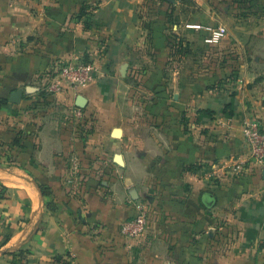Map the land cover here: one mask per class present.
<instances>
[{
	"label": "crops",
	"instance_id": "crops-1",
	"mask_svg": "<svg viewBox=\"0 0 264 264\" xmlns=\"http://www.w3.org/2000/svg\"><path fill=\"white\" fill-rule=\"evenodd\" d=\"M77 60L92 79L48 92ZM253 117L264 0H0V264L19 249L28 264H264ZM141 206L147 234L129 242Z\"/></svg>",
	"mask_w": 264,
	"mask_h": 264
},
{
	"label": "built area",
	"instance_id": "built-area-1",
	"mask_svg": "<svg viewBox=\"0 0 264 264\" xmlns=\"http://www.w3.org/2000/svg\"><path fill=\"white\" fill-rule=\"evenodd\" d=\"M210 36L208 43H220L227 34L226 26L205 27ZM94 66L85 60L66 61L55 69L46 85L48 92L60 93L86 85L93 77ZM78 120L84 118L81 108L76 110ZM82 126H86L85 122ZM245 140L249 149V169H264V122L259 117L246 120L243 126ZM241 167V166H238ZM150 221V211L141 206L136 215L125 219L120 226L121 235L129 242H141L146 236Z\"/></svg>",
	"mask_w": 264,
	"mask_h": 264
},
{
	"label": "trees",
	"instance_id": "trees-1",
	"mask_svg": "<svg viewBox=\"0 0 264 264\" xmlns=\"http://www.w3.org/2000/svg\"><path fill=\"white\" fill-rule=\"evenodd\" d=\"M86 10H87V8L85 9L84 14L87 13ZM87 22H89L88 18L86 19V24H88ZM176 46H178V47H176V52L179 51V48L183 47L180 41L176 42ZM42 192L43 193L46 192V189L44 187H42ZM14 255H15V258L17 259L19 264H28L25 260V258H27V254H26L25 250H23V249L16 250V251H14Z\"/></svg>",
	"mask_w": 264,
	"mask_h": 264
},
{
	"label": "water",
	"instance_id": "water-1",
	"mask_svg": "<svg viewBox=\"0 0 264 264\" xmlns=\"http://www.w3.org/2000/svg\"><path fill=\"white\" fill-rule=\"evenodd\" d=\"M168 1H170V2H172V3H176V0H168ZM20 99H21V94H20L19 91H16V92L14 93L13 100L18 101V100H20ZM84 102H85V99H84L83 97H80V98H79V101H78V105H79V106H83ZM212 197H213V196H212L211 194H209V199L206 200V204H207L208 206H212V205H213V199H212Z\"/></svg>",
	"mask_w": 264,
	"mask_h": 264
}]
</instances>
